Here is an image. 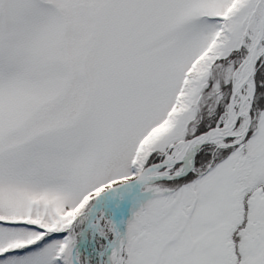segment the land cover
<instances>
[{
    "label": "snow or ice",
    "instance_id": "obj_1",
    "mask_svg": "<svg viewBox=\"0 0 264 264\" xmlns=\"http://www.w3.org/2000/svg\"><path fill=\"white\" fill-rule=\"evenodd\" d=\"M0 264H264V0H0Z\"/></svg>",
    "mask_w": 264,
    "mask_h": 264
}]
</instances>
